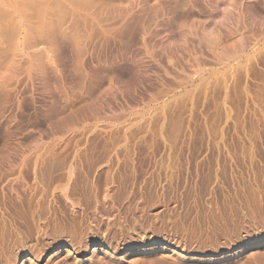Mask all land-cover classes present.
Returning a JSON list of instances; mask_svg holds the SVG:
<instances>
[{
  "label": "rangeland",
  "instance_id": "rangeland-1",
  "mask_svg": "<svg viewBox=\"0 0 264 264\" xmlns=\"http://www.w3.org/2000/svg\"><path fill=\"white\" fill-rule=\"evenodd\" d=\"M0 264H264V0H0Z\"/></svg>",
  "mask_w": 264,
  "mask_h": 264
}]
</instances>
